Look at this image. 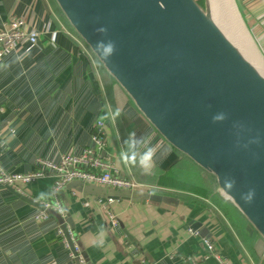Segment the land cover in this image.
Segmentation results:
<instances>
[{"label":"crops","instance_id":"obj_1","mask_svg":"<svg viewBox=\"0 0 264 264\" xmlns=\"http://www.w3.org/2000/svg\"><path fill=\"white\" fill-rule=\"evenodd\" d=\"M237 1L264 55V0ZM12 15L23 16L40 36L0 59L3 167L27 173L37 168L39 158L56 163L64 154H81L92 146L96 123L103 119L106 152L119 173L138 184L142 197L113 199L114 226L97 196L66 185L55 189L54 174L22 184L23 192L0 184V264H76L57 234L58 218H35L42 209L37 203L56 200L69 211L88 264H192L191 258L205 253L203 236L211 237L231 264H264V240L220 194L215 177L204 175L143 116L81 42L55 0H0V29ZM119 88L145 128L127 114ZM139 141L147 144L141 154ZM152 192L178 202L151 201L146 193Z\"/></svg>","mask_w":264,"mask_h":264},{"label":"water","instance_id":"obj_2","mask_svg":"<svg viewBox=\"0 0 264 264\" xmlns=\"http://www.w3.org/2000/svg\"><path fill=\"white\" fill-rule=\"evenodd\" d=\"M55 1L143 116L204 175L215 177L220 194L264 240V74L228 37L224 0H203V6L199 0ZM66 186L84 196L142 197L134 189L81 180ZM146 194L151 201L178 202ZM71 250L80 264L73 242Z\"/></svg>","mask_w":264,"mask_h":264},{"label":"built area","instance_id":"obj_3","mask_svg":"<svg viewBox=\"0 0 264 264\" xmlns=\"http://www.w3.org/2000/svg\"><path fill=\"white\" fill-rule=\"evenodd\" d=\"M39 32L29 29L23 16L12 15L2 29H0V59L7 53L14 51L22 43L34 44L39 39ZM92 146L86 147L81 154H64L60 163L39 158L37 168L31 172L19 173L7 171L0 162V184L14 187L23 192L22 184H29L37 179L54 174L56 176L55 189L67 185L70 181L81 180L89 184H97L116 189H134L138 184L131 178L123 176L116 168L114 161L106 152V131L105 121L100 119L96 123V131L93 134ZM112 198L98 197L99 205L109 216L112 225H118V217L111 208ZM44 208L35 214L37 220H45L50 216L48 208H52L63 219L58 225L57 234L63 244L71 250V242L74 245V252L79 258L80 264H88L81 253V247L73 233L70 225L65 221L66 213L64 206L56 200L42 201ZM65 227H63V224ZM189 230L195 235L200 232L192 227ZM205 246V253L202 258H191L192 264H211L208 260L213 257L217 264H231L229 260L222 257L216 248L215 241L208 236L201 237ZM72 251V250H71ZM72 255L74 253L72 251Z\"/></svg>","mask_w":264,"mask_h":264},{"label":"bare ground","instance_id":"obj_4","mask_svg":"<svg viewBox=\"0 0 264 264\" xmlns=\"http://www.w3.org/2000/svg\"><path fill=\"white\" fill-rule=\"evenodd\" d=\"M224 5L227 11L224 12V14L227 16L228 22L231 24L230 30L228 29V34H226L234 42V44H236L238 48L247 55L250 61L264 74V58L241 22L234 0H224ZM246 35L250 37V39L248 38L250 43L245 42Z\"/></svg>","mask_w":264,"mask_h":264},{"label":"rangeland","instance_id":"obj_5","mask_svg":"<svg viewBox=\"0 0 264 264\" xmlns=\"http://www.w3.org/2000/svg\"><path fill=\"white\" fill-rule=\"evenodd\" d=\"M199 2H200V0H199ZM200 4L203 6L204 5V1L202 3L200 2ZM221 23H223V22H221ZM246 36H247V38H246ZM246 36H245V42L246 43H250V40H248V38L250 39V37L248 35H246ZM81 42H83V41L81 40ZM83 44L85 45V47H87L84 42H83ZM118 91H119L118 92L119 100L122 103H124V107H126V109H127V114L133 117L134 124L137 127L145 128L147 126V124L142 120L141 116H139L137 113H135V110H134L135 108H133L134 106H132V104H131L132 102L130 103V100L128 99V97L125 94H123V92H122V90L120 88H119ZM143 143L144 142L142 141L141 144H140V141H139V143L136 145L137 146L136 150H137L138 154H141L143 152V150L145 149L146 145H147V144L143 145ZM60 161H58L56 163L58 164V163H60ZM202 178L205 179V177H202ZM139 189L140 188L137 186V187L134 188V191L138 194ZM52 203H54V202H52ZM47 210H48L50 215L52 214L54 217H57L58 220L60 221V223H62L63 219L61 218V216L56 211H54L52 208H48Z\"/></svg>","mask_w":264,"mask_h":264},{"label":"trees","instance_id":"obj_6","mask_svg":"<svg viewBox=\"0 0 264 264\" xmlns=\"http://www.w3.org/2000/svg\"><path fill=\"white\" fill-rule=\"evenodd\" d=\"M200 2L202 3L203 2V0H200ZM101 66V65H100ZM102 67V66H101ZM108 77H110L109 75H107ZM111 79H112V77H110Z\"/></svg>","mask_w":264,"mask_h":264},{"label":"clouds","instance_id":"obj_7","mask_svg":"<svg viewBox=\"0 0 264 264\" xmlns=\"http://www.w3.org/2000/svg\"><path fill=\"white\" fill-rule=\"evenodd\" d=\"M220 117H217V119H219Z\"/></svg>","mask_w":264,"mask_h":264}]
</instances>
